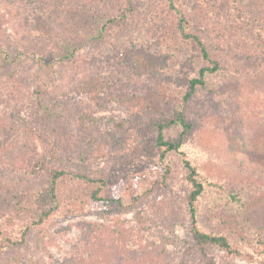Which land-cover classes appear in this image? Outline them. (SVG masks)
I'll return each mask as SVG.
<instances>
[{"label":"rangeland","instance_id":"obj_1","mask_svg":"<svg viewBox=\"0 0 264 264\" xmlns=\"http://www.w3.org/2000/svg\"><path fill=\"white\" fill-rule=\"evenodd\" d=\"M242 2L241 19L236 0H0V145L15 148L0 162V239L20 240L3 242L0 264H264L254 255L264 240V51L256 44L264 0ZM124 10L121 25L86 36ZM179 14L222 66L187 103L186 81L201 61L180 36ZM90 79L100 95H75ZM180 112L195 124L183 151L221 187L205 191L199 225L243 255L206 247L203 258L190 242L180 158L169 155L165 179L154 144V124ZM225 162L231 169L221 170ZM55 167L109 175L119 206L105 210L89 197L99 183L66 182L70 209L36 223L46 207L42 170Z\"/></svg>","mask_w":264,"mask_h":264},{"label":"trees","instance_id":"obj_2","mask_svg":"<svg viewBox=\"0 0 264 264\" xmlns=\"http://www.w3.org/2000/svg\"><path fill=\"white\" fill-rule=\"evenodd\" d=\"M3 1V0H2ZM236 11H239V18H241V14L243 15L245 8L243 6L242 0L239 2L236 0ZM128 5L130 7L131 2H128ZM171 3V1H169ZM126 11H122V16H109L108 18L105 17L103 22L100 23L99 28L97 29V32L91 37L86 35L88 38L94 40V38L99 37L102 35V32L105 31L108 26H119L121 25V17L126 16ZM180 15V14H179ZM242 19V18H241ZM182 23H184V18L182 15H180L179 19V25H178V31L180 33V36L183 40L189 41L194 44L197 52H198V59L201 61V65L195 69V73L192 77H190L186 81V90L183 93L182 96V102L187 103L194 94L205 87L206 83H208L209 79H211L214 75L222 72V66L218 59H216V56L214 55V52L211 50L208 45H206L201 38L196 33H190L185 31L184 27L182 26ZM256 44L261 47V49L264 51V39L257 36L256 37ZM263 47H262V46ZM6 55H8L7 52H5ZM32 56H35L36 52H29ZM41 55V54H38ZM18 56H21L20 54H15V58ZM84 76L87 78L86 74ZM96 79H90L83 83L82 81V91L79 92L78 89H75V95L76 94H86L88 96H98L100 95L99 92L100 89L96 87L99 82L95 81ZM251 83L249 84V86ZM250 93L249 96H255L257 92H255L254 89L249 87ZM258 89V88H257ZM126 92L122 90V94ZM38 94L42 95V93ZM70 96L73 97V93H70ZM70 97V99H72ZM100 98V97H99ZM107 99L113 100V99H119L118 95L117 97L111 96V93L108 94ZM69 102V101H68ZM118 103L122 104V101H117ZM42 105V104H41ZM151 105H140L138 104V109H140L141 113L145 112L147 116H154V111L151 110ZM43 108V106H42ZM264 109V106L263 108ZM263 115H260V119L262 121ZM260 126V125H259ZM174 127L180 128V133L177 137V139H168L166 138V131L169 129H172ZM195 127V124L190 122L183 113H178L175 117H172L168 121H158L154 124V144L155 148L158 151V162L161 164V169L163 172V176L166 179L170 175V166L167 163L168 157L171 154L177 155L180 158L181 167L183 170V180L185 184L188 186L189 191L186 195V207L188 212V219L190 224V242L193 246H195L200 253H202L203 258H207V253L205 251L206 247H216L222 251H224L226 254L229 255H243V252L239 250V248L235 247L233 241L227 237L224 234H215L211 232H207L203 230L198 222L199 217V211H200V200L203 198L205 191L209 187H214L217 189H221L220 185L217 183L209 182L208 179L203 176L199 171V166L186 156L185 151H183V139L184 136L191 130H193ZM13 145V144H12ZM14 146V145H13ZM13 146H6L5 148L0 145V162L3 161L4 158H7L9 154V158L11 160ZM11 151V153H10ZM213 153H221L218 150H214ZM7 155V156H6ZM48 155L44 156L42 158V161L46 162V158ZM20 163H23L20 162ZM29 165H32L31 162L28 163ZM222 169H231L230 165L226 162L221 165ZM42 171L45 172V174L48 176L46 186L44 188L43 199H45L46 207L44 208L43 212H41L38 216V220L36 223H41L43 220L48 218L51 215H54L56 213L65 212V210L70 209L69 207L63 208L65 205V195H61L60 193V187L62 184H65L66 182L71 181H82L86 183H99L95 189L91 190L89 197L91 199H94L96 202L100 203L101 205H104L105 210L113 209L112 206L115 205V207L119 206L120 200L118 191L115 186L112 184L109 189L106 187L108 185V182L110 181L111 177L109 175L105 178H88L85 175L81 174H71L70 172L62 169L55 168H49V169H43ZM256 171V170H255ZM112 180V179H111ZM230 199H236L235 195H230ZM113 204V205H112ZM22 231L20 237L23 239V236L25 234L26 229ZM20 239V238H19ZM21 239V241H22ZM8 241H12L19 244L20 240H16L13 238V236H8L6 234H2L0 239V250L2 249L3 242L9 243ZM256 248L254 250V255L260 260H264V240L260 239L259 237L256 239Z\"/></svg>","mask_w":264,"mask_h":264}]
</instances>
